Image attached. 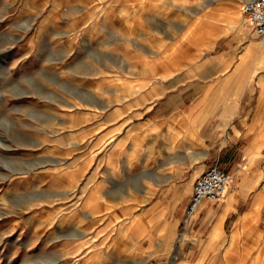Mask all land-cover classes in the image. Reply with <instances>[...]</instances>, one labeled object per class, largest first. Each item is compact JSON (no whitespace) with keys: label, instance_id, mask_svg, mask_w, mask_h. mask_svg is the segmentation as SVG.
I'll return each mask as SVG.
<instances>
[{"label":"rangeland","instance_id":"obj_1","mask_svg":"<svg viewBox=\"0 0 264 264\" xmlns=\"http://www.w3.org/2000/svg\"><path fill=\"white\" fill-rule=\"evenodd\" d=\"M13 1V36H0V264H193L191 234L173 220L182 221L197 173L165 181L156 146L143 162L168 110L142 109L174 98L150 85L186 60L168 58V42L153 58V44L136 41V29L134 41L115 28L95 43L90 30L112 18L105 3L128 4L118 15L136 20L138 0ZM26 6L31 13L20 16ZM60 20L68 22L64 33H50L48 22ZM220 97L210 87L209 99ZM158 213L164 225L153 223ZM218 254L205 264H264V249Z\"/></svg>","mask_w":264,"mask_h":264},{"label":"crops","instance_id":"obj_2","mask_svg":"<svg viewBox=\"0 0 264 264\" xmlns=\"http://www.w3.org/2000/svg\"><path fill=\"white\" fill-rule=\"evenodd\" d=\"M138 1L142 19L136 20L118 15L131 10L128 4L108 5L107 1L106 16L112 15L110 22L104 17L107 21L89 34L98 43L113 37L119 28L125 32L119 34L123 40L134 41L129 33L136 29V41L153 44V58H161L160 44L168 42V58L187 62L184 67L171 68L162 84L150 85L165 86L166 91H173L167 95L174 98L148 100L142 109L144 115L150 111L146 110L148 107L156 104L162 112L168 110L156 120L158 136L143 153V162L146 155L150 157L152 153L155 157L156 146L165 159L161 167L167 172L165 181L183 171H190L191 179L195 172L197 177L211 168L229 176V191L223 201L205 203L187 219L185 206L180 222L173 217L175 227L182 225L186 234H191V252H197L192 263L205 264L206 256L216 258L226 250L264 249V38H257L241 12L248 0ZM13 3L0 0V36H13L9 29L15 23H6L17 14ZM24 10L31 13L30 6H26L20 16L24 17ZM92 10L96 13L98 6ZM233 11L236 20L227 29L234 20ZM66 23L48 22L50 33L63 34L60 29ZM166 28H175L176 32ZM178 43L184 44L183 48H177ZM210 87L216 88L221 97L209 99ZM193 92L195 98L186 101L185 96ZM172 139L177 140L175 144ZM191 195L192 191L188 199ZM164 217L158 213L151 219L155 225H164ZM154 233L159 242V233ZM185 240L186 235L180 242Z\"/></svg>","mask_w":264,"mask_h":264},{"label":"built area","instance_id":"obj_3","mask_svg":"<svg viewBox=\"0 0 264 264\" xmlns=\"http://www.w3.org/2000/svg\"><path fill=\"white\" fill-rule=\"evenodd\" d=\"M247 25L257 38H264V0H248L241 7ZM230 179L218 168L200 173L194 180L192 195L185 208V219L195 214L203 203H217L225 199Z\"/></svg>","mask_w":264,"mask_h":264},{"label":"bare ground","instance_id":"obj_4","mask_svg":"<svg viewBox=\"0 0 264 264\" xmlns=\"http://www.w3.org/2000/svg\"><path fill=\"white\" fill-rule=\"evenodd\" d=\"M203 204H205V203H203ZM203 204H202V205H203Z\"/></svg>","mask_w":264,"mask_h":264}]
</instances>
